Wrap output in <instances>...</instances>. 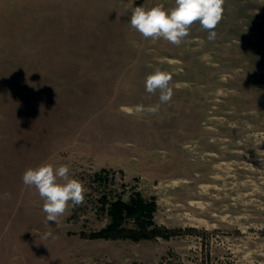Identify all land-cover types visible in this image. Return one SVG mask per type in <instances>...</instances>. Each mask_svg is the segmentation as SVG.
<instances>
[{"label":"rangeland","instance_id":"rangeland-1","mask_svg":"<svg viewBox=\"0 0 264 264\" xmlns=\"http://www.w3.org/2000/svg\"><path fill=\"white\" fill-rule=\"evenodd\" d=\"M160 4L0 0V264H264V0H225L214 40L196 22L178 46L130 25ZM157 67L167 103L145 89ZM42 164L86 189L49 226L22 181ZM135 191L172 234L89 238L102 195Z\"/></svg>","mask_w":264,"mask_h":264},{"label":"clouds","instance_id":"clouds-1","mask_svg":"<svg viewBox=\"0 0 264 264\" xmlns=\"http://www.w3.org/2000/svg\"><path fill=\"white\" fill-rule=\"evenodd\" d=\"M224 3L225 0H175V6L170 10L162 4L150 9L137 6L131 13L130 25L145 39L151 38L156 41L163 38L178 46L189 35L190 27L199 22L201 28L209 32L208 40H214L217 35L215 29L223 19ZM171 79L170 73L157 67L146 77L145 89L150 94L159 90L160 102L167 103L173 95L172 88L169 87ZM157 110L158 106L148 109L152 113ZM125 111L133 114L144 109L137 106L134 110ZM69 171L67 165L54 167L52 164H42L23 173L24 185L35 187L44 201L43 212L46 214L44 223L48 226L50 222L55 224L58 221V217L67 210L69 202L73 207L84 202L86 189L78 179L69 178ZM58 178L64 183H59ZM48 236H51V233H46L42 239H47Z\"/></svg>","mask_w":264,"mask_h":264},{"label":"trees","instance_id":"trees-1","mask_svg":"<svg viewBox=\"0 0 264 264\" xmlns=\"http://www.w3.org/2000/svg\"><path fill=\"white\" fill-rule=\"evenodd\" d=\"M101 198L104 205L109 203L110 222L106 227L89 234V238L139 240L157 236L168 238L172 234L165 227L156 224L153 219L157 209L155 198H146L139 191H135L126 198L120 195L116 199L109 200L105 194ZM128 219L134 221L135 227L127 226ZM81 234L84 235V233Z\"/></svg>","mask_w":264,"mask_h":264},{"label":"crops","instance_id":"crops-1","mask_svg":"<svg viewBox=\"0 0 264 264\" xmlns=\"http://www.w3.org/2000/svg\"><path fill=\"white\" fill-rule=\"evenodd\" d=\"M94 240L102 241L103 239L101 240V238H96V239H94ZM81 242H83V241H81Z\"/></svg>","mask_w":264,"mask_h":264}]
</instances>
